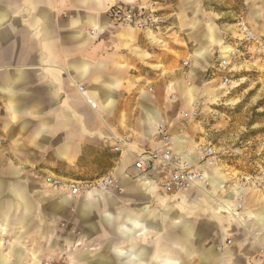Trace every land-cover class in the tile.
<instances>
[{"label": "crops", "instance_id": "1", "mask_svg": "<svg viewBox=\"0 0 264 264\" xmlns=\"http://www.w3.org/2000/svg\"><path fill=\"white\" fill-rule=\"evenodd\" d=\"M257 1L244 0L252 9ZM115 4L143 7L157 26L113 25L107 13ZM223 16L196 0H0V264H42L23 260L20 232L47 233L45 204L63 211V227L80 228L70 233L94 236L63 243L65 264H251L256 247L240 245L242 230L222 212L233 203L225 184L237 171L220 158L197 161L198 147L214 143L213 115L201 118L203 106L198 119L179 117L216 80L220 35L238 39L243 19L219 22ZM159 125L209 177L210 194L165 195L158 173H139L112 151L124 136L135 152L159 146ZM33 166L78 180L112 171L115 184L52 198L23 177L21 169ZM245 205L252 217L245 226L264 245V201L247 193ZM32 246L45 250V243Z\"/></svg>", "mask_w": 264, "mask_h": 264}, {"label": "rangeland", "instance_id": "2", "mask_svg": "<svg viewBox=\"0 0 264 264\" xmlns=\"http://www.w3.org/2000/svg\"><path fill=\"white\" fill-rule=\"evenodd\" d=\"M197 1L203 3L205 10L223 12L224 16L219 22L232 24L242 18L259 36L264 38V0L255 2L253 9L244 0ZM253 10L259 15L257 18L251 17ZM198 29L203 30V27ZM220 36L223 39L225 49H222L221 43L220 45L217 43L223 51L219 54L218 67L214 75L216 80L202 87L203 93L198 98L192 99L188 106L193 101L204 98L206 100L204 108L207 110H203L201 118H206L204 115L207 114L208 108L212 109L211 112H208L213 115V119L208 117L209 122L210 124H216V127L220 129V133L213 134L215 135L213 142L221 146H227L226 149H218L214 146L215 149L220 151L218 154L223 163L225 162L234 170H236L238 164L245 168L244 171L251 169V167H254V169H257L258 166L264 167V54L253 55L238 40L226 35V33L224 34V32ZM221 61L226 62L225 66L222 65L224 68L220 66ZM224 79L229 81L226 86H223ZM234 150H239V153L235 154ZM21 170L23 171V177L33 178L28 174L27 167ZM41 171L50 174V172ZM56 175L63 177L60 174ZM37 187L42 190L39 183ZM44 193L48 197H56L55 194L46 189ZM50 205L45 204L40 208L42 215L50 222V225L46 228V234L43 233V230L41 234H33L29 229L20 232L21 245L26 248L25 250L21 249L20 253L23 254L21 257L25 262H30L29 260L36 256L42 264H65L63 260V243L68 241H71V243L77 242V240H83L84 237L91 240L94 237L81 233H70L71 230L80 231V228L75 226L73 228L71 225L63 227V211L54 210ZM69 216H71L69 213L64 214L65 222H67ZM106 240L94 238V242ZM36 242L45 243V250H32V244ZM217 250L220 251V248Z\"/></svg>", "mask_w": 264, "mask_h": 264}, {"label": "built area", "instance_id": "3", "mask_svg": "<svg viewBox=\"0 0 264 264\" xmlns=\"http://www.w3.org/2000/svg\"><path fill=\"white\" fill-rule=\"evenodd\" d=\"M108 17L115 26L137 28L142 31H149L157 26L156 17L153 13L136 4H115L108 11ZM238 26V42L253 55L264 54V38L256 35L245 21L240 20ZM187 65V62L183 63ZM226 62L221 61L220 66H225ZM222 66V67H223ZM224 68V67H223ZM229 81L224 79L223 86ZM82 90V89H81ZM175 99V94H171ZM204 98L190 103L187 108L179 111V117L185 121H192L199 117L200 111L205 106ZM211 112L212 109L208 108ZM213 133H220L218 127L213 129ZM155 139L158 142L157 147L141 152L132 150L129 137L115 138V145L112 151L129 157L133 161V166L137 172L146 173L148 170H154L160 176L161 192L165 195H179L189 189H195L201 196L202 191L210 192L211 180L202 171L191 167L185 157L175 150L174 144L177 138L169 134L162 126H158ZM199 154L197 161L203 163H216L219 160L218 151L214 145L198 147ZM239 153V150H234ZM27 172L35 178L40 185L47 191L55 195L78 196L97 191H106L115 184L112 171L95 179H69L56 174H47L42 172L36 166L27 167ZM228 191L234 193L233 203L225 206L222 212L228 216L229 220L236 223L242 230L243 235L240 239L242 247H256L257 251L250 257L251 264H264V245L259 240L257 231H250L245 223L252 221L245 205V195L254 193L264 201V167L258 166L256 171L250 173H241L237 171L225 184ZM210 194V193H209ZM223 204V203H221ZM234 239L228 238L225 241L227 246L234 245Z\"/></svg>", "mask_w": 264, "mask_h": 264}, {"label": "trees", "instance_id": "4", "mask_svg": "<svg viewBox=\"0 0 264 264\" xmlns=\"http://www.w3.org/2000/svg\"><path fill=\"white\" fill-rule=\"evenodd\" d=\"M236 166H237L236 167V170H239V171H241L243 173H248V172H254V171H256V169H254V167H251V169H248V170L244 171L245 168L239 166L238 164Z\"/></svg>", "mask_w": 264, "mask_h": 264}]
</instances>
